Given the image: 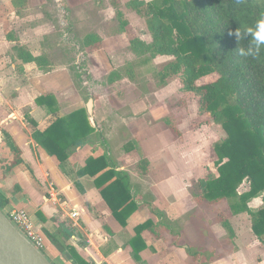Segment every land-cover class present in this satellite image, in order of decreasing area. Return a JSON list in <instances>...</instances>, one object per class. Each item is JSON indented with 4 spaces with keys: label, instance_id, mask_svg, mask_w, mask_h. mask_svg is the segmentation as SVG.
<instances>
[{
    "label": "crops",
    "instance_id": "0c3cea01",
    "mask_svg": "<svg viewBox=\"0 0 264 264\" xmlns=\"http://www.w3.org/2000/svg\"><path fill=\"white\" fill-rule=\"evenodd\" d=\"M64 1L67 14L58 17L48 0H0V194L9 202L6 210L23 209L32 216L48 239L46 254L52 264H80L48 236L63 233L83 264H264V244L247 213L234 215L228 208V215L226 200L198 203L193 196V184L208 176H200L208 165L202 146L187 141L198 118L197 101L181 93L175 77L161 85L157 77L150 78V71L143 72L150 65L162 69L174 58L141 62L130 42L137 38L149 43L151 37L143 20L128 9H121V23L109 0H102L104 8L94 9L87 0ZM71 30L75 41L83 42L73 63L68 52ZM88 36L101 41L85 47ZM16 47L42 58V63L24 61ZM112 74L117 78L109 82ZM88 94L93 97V109L87 111L95 134L61 167L32 134L87 109ZM47 95L59 104L55 115L36 103ZM3 132L20 150L17 166H12L15 155ZM102 156L107 157L105 171L113 168L129 176L138 208L125 227L103 199L104 187L96 186L105 171L95 177L77 174L90 157ZM211 207H220L227 216L232 236L222 221L199 218L203 208ZM146 222L153 227L142 233L147 247L137 262L130 242ZM197 229L200 237L193 235Z\"/></svg>",
    "mask_w": 264,
    "mask_h": 264
},
{
    "label": "trees",
    "instance_id": "16d2710c",
    "mask_svg": "<svg viewBox=\"0 0 264 264\" xmlns=\"http://www.w3.org/2000/svg\"><path fill=\"white\" fill-rule=\"evenodd\" d=\"M126 6L145 19L151 37L149 43L133 39L131 50L146 64L158 56L173 57L157 72L159 83L163 85L178 77L181 92L197 100L199 115H208L226 133V138L214 148L217 173L210 172L200 180L193 196L198 203L226 200L234 215L247 213L255 236L264 244V207L255 212L249 207L258 196L264 202V50L255 58L241 56L238 48L248 47L252 37L245 36L238 42L232 34L238 28L243 32L254 26L264 15V0H131ZM118 16H122L120 12ZM100 41L99 37L88 36L84 46L91 47ZM15 50L26 62L42 63V58H34L24 48ZM213 75L215 80L200 83ZM115 78L116 74H112L108 80ZM36 103L52 115L59 112L53 95L39 97ZM31 124L37 128L35 122ZM3 134L15 155L12 166H17L22 162L20 150L6 132ZM94 134L87 109H80L58 118L44 132L35 130L32 138L62 167L78 148L91 143ZM107 166L106 156L90 157L77 174L95 177ZM96 186L104 187L103 199L125 227L138 208L127 173L112 168L97 178ZM8 203L0 194L2 211H6ZM222 225L232 236L229 221L223 219ZM152 227L151 222L137 227V236L130 242L137 262H141L139 254L147 247L142 233ZM48 236L61 253L68 250L83 264L67 245V233Z\"/></svg>",
    "mask_w": 264,
    "mask_h": 264
},
{
    "label": "rangeland",
    "instance_id": "374dc122",
    "mask_svg": "<svg viewBox=\"0 0 264 264\" xmlns=\"http://www.w3.org/2000/svg\"><path fill=\"white\" fill-rule=\"evenodd\" d=\"M96 1L97 0H95V4H94L92 2V0H87V6L93 8V9L95 6L104 8V2L102 0H98L97 2ZM130 1L131 0H109V3L112 6L114 5L116 7V8L113 7L116 10V12L121 13V9L126 8L133 15L139 16L134 11L127 8L126 4ZM146 1H150V0H146ZM98 2H100V5L98 4ZM63 4L65 7L66 5H65L64 0L60 3H57L56 0H48V6H52L51 11H53L52 13L56 14V16L59 15L61 17L63 15L65 16V14H67V11L64 10ZM53 8H55V11L53 10ZM89 12L91 14L93 13L90 9H89ZM139 18H141L143 20V25L146 26L145 19H143L140 16H139ZM118 19L120 20L121 23L123 22V16L118 17ZM65 28L68 29L69 27L66 26ZM146 28H147V26H146ZM69 32L70 33L68 34V37L70 38L71 43L69 44L68 52L70 55V61L73 63V62L77 61L79 54L82 52L81 48H82L83 42H81V41L76 42L75 41V40H77L76 39L77 35L75 36L74 30H71ZM82 62L83 61L81 60L79 64H82ZM150 67L153 70L149 69ZM150 67L143 69L144 70L143 72H147V70L150 71L148 73L150 74V78L152 79V78L156 77L157 72L161 69L159 67H155L154 65H150ZM81 72L86 73V71H83V70H81ZM80 76H81V74H80ZM175 78H176L175 80H177V79L179 80L178 77H175ZM215 79H216V75H213V76H210V77H207V78L201 80L200 83H208V82H211ZM157 81L159 83V80H157ZM151 82L154 84V80ZM185 96H187V98L190 101H192V103H193V101L196 100L191 94H185ZM91 99L93 100L92 95L88 94L87 98H86V104H88V102ZM192 127H194L192 130L193 132L187 137V141L197 142L200 146H202V149L204 150L203 151V155H204V157H203L204 161L203 162H205V163L207 162V164H208V165H205V167H204L205 170H201L200 176L201 177L207 176L208 173H210V172L217 173V169L214 165V161L216 159L214 148L217 144L221 143L222 140H224L226 138L225 131L220 126L216 125L213 122V120L210 117H208L207 115L200 116L199 114H198V118L196 119V122H194V125H192ZM197 185L198 184L196 182L193 184V188L195 190L197 188ZM261 200H262V196H258L257 198H255L254 201H251L250 208L253 212L258 211L264 207V204L261 203ZM262 202H263V200H262ZM211 208H209V209L203 208L202 211H200L198 213L199 218L201 219L202 217H205V215H208V217H210L211 219H213L215 221H222L223 219L227 218V216H225V215H223V213H221L222 211H220V207H213L212 209ZM223 208L228 213V215H230L229 210H228V208H230L229 203H223ZM250 220H251V218H250ZM199 230L204 235L205 230H203V228H199ZM197 232L199 233L198 229H197V231L195 230L193 232V235L200 237V234L198 235ZM201 244H203V243H201ZM223 249H225V248H223ZM44 254L47 256L46 252H44Z\"/></svg>",
    "mask_w": 264,
    "mask_h": 264
},
{
    "label": "water",
    "instance_id": "95a60500",
    "mask_svg": "<svg viewBox=\"0 0 264 264\" xmlns=\"http://www.w3.org/2000/svg\"><path fill=\"white\" fill-rule=\"evenodd\" d=\"M93 109V100L87 110ZM0 264H52L49 258L35 248L0 209Z\"/></svg>",
    "mask_w": 264,
    "mask_h": 264
},
{
    "label": "built area",
    "instance_id": "2783aa9c",
    "mask_svg": "<svg viewBox=\"0 0 264 264\" xmlns=\"http://www.w3.org/2000/svg\"><path fill=\"white\" fill-rule=\"evenodd\" d=\"M10 222L24 237L38 250L46 252L48 249V239L43 234L39 226H37L32 216L23 209H12L3 211ZM77 214H72V218H76Z\"/></svg>",
    "mask_w": 264,
    "mask_h": 264
},
{
    "label": "clouds",
    "instance_id": "9594fccd",
    "mask_svg": "<svg viewBox=\"0 0 264 264\" xmlns=\"http://www.w3.org/2000/svg\"><path fill=\"white\" fill-rule=\"evenodd\" d=\"M238 42L242 41L245 36L250 35L252 40L248 47H239L238 53L244 57H258L264 50V15L258 19L254 26L246 28L243 32L238 28L234 33Z\"/></svg>",
    "mask_w": 264,
    "mask_h": 264
}]
</instances>
